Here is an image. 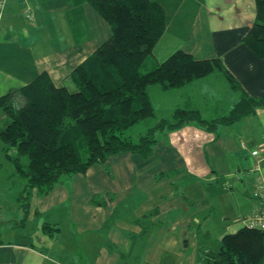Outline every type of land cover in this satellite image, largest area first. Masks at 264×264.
Masks as SVG:
<instances>
[{
  "label": "crops",
  "instance_id": "crops-1",
  "mask_svg": "<svg viewBox=\"0 0 264 264\" xmlns=\"http://www.w3.org/2000/svg\"><path fill=\"white\" fill-rule=\"evenodd\" d=\"M153 1L166 19L154 49L158 61L178 49L218 59L249 96H264V55L246 41L256 0ZM26 4L32 23L23 14ZM111 33L89 0H6L0 95L42 73L58 87L70 84ZM150 91L157 118L179 108L214 118L241 97L217 71ZM5 119L0 107V127ZM6 147L0 138V264H200V252L218 248L260 204L253 189L264 177V106L213 130L191 121L160 135L148 158L120 152L62 176L47 193L32 188L28 201L22 194L27 178Z\"/></svg>",
  "mask_w": 264,
  "mask_h": 264
},
{
  "label": "trees",
  "instance_id": "trees-1",
  "mask_svg": "<svg viewBox=\"0 0 264 264\" xmlns=\"http://www.w3.org/2000/svg\"><path fill=\"white\" fill-rule=\"evenodd\" d=\"M89 1L110 23L112 33L74 70L71 83L58 87L42 73L28 85L0 95L6 114L0 138L8 157L27 178L22 193L26 201L32 188L47 193L62 176L86 172L120 152L148 158L160 135L191 121L213 130L264 106V96H249L218 59H196L178 49L158 61L154 49L166 24L158 1ZM256 7V21L246 41L264 55V0H256ZM149 62L152 68L142 72ZM214 71L225 74L232 87L241 90L229 113L209 119L196 109L179 108L172 119L156 121L136 139L126 134L147 118H157L150 87H181ZM199 260L200 264H264V231L244 226L226 234L218 248L202 250Z\"/></svg>",
  "mask_w": 264,
  "mask_h": 264
},
{
  "label": "built area",
  "instance_id": "built-area-1",
  "mask_svg": "<svg viewBox=\"0 0 264 264\" xmlns=\"http://www.w3.org/2000/svg\"><path fill=\"white\" fill-rule=\"evenodd\" d=\"M5 2L6 0H0V9H3ZM23 14L29 22H34V13L29 4H26ZM253 196L259 200L260 204L250 212L244 226L264 231V177L261 175L258 176L254 183Z\"/></svg>",
  "mask_w": 264,
  "mask_h": 264
},
{
  "label": "rangeland",
  "instance_id": "rangeland-1",
  "mask_svg": "<svg viewBox=\"0 0 264 264\" xmlns=\"http://www.w3.org/2000/svg\"><path fill=\"white\" fill-rule=\"evenodd\" d=\"M152 63L149 62L147 64V66L144 68H142V72L147 71V69L152 68ZM73 82V81H72ZM71 83V82H70ZM174 115V112L172 113H167L166 111L164 113H162L158 118L157 121H161L163 118L166 119H172ZM156 123V121L154 120V118H147L146 120L132 126L128 131H127V135H131L133 138H138L142 133H144L146 131V129L152 125H154ZM12 161V160H11ZM13 162V161H12ZM12 190V188L10 189Z\"/></svg>",
  "mask_w": 264,
  "mask_h": 264
}]
</instances>
